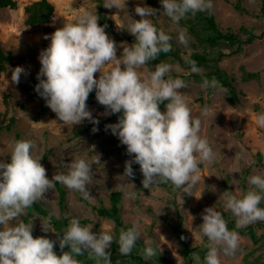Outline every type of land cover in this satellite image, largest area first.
I'll return each mask as SVG.
<instances>
[{
    "label": "clouds",
    "instance_id": "clouds-1",
    "mask_svg": "<svg viewBox=\"0 0 264 264\" xmlns=\"http://www.w3.org/2000/svg\"><path fill=\"white\" fill-rule=\"evenodd\" d=\"M103 4L108 9L122 10L126 6L125 0H104ZM161 4L164 15L177 24L189 14L195 16L213 8V0H161ZM157 11L137 5L135 13L141 18L127 27L119 26L135 38L131 46H123L120 58H117L115 41L98 24L96 14L85 10L73 22H66L50 37H44L50 39V44L39 55L41 68L35 90L63 124L77 125L88 120L96 132L99 120L86 104L89 94L95 90L98 103L105 107V115L122 113L117 123L106 125V130L117 135L133 157L125 161L121 177H134L132 165L137 163L143 175V188L151 190L158 183H170L191 195L201 179L200 165L212 164L216 154L208 139L201 136V119L193 118L188 98L180 91L187 87L186 82L169 75L173 66L159 62L155 70L142 72L149 61L172 50V37L149 19ZM177 38L179 43L187 45L184 30L178 32ZM185 62L191 72L200 74L194 60ZM24 72L22 66L15 67L12 81L18 84ZM97 72L99 78L94 75ZM201 86L221 87L214 78H204ZM165 102L166 110L161 111L160 105ZM207 114L208 109H204L202 115ZM256 124L264 128V113L257 114ZM35 148L31 140H17L12 145L10 160L0 162V264H80L76 257L85 252L96 264H111L107 249L113 235L108 230L97 234L91 225L82 226L78 218L70 219L62 236L57 234L61 255L54 251L56 241L46 236L33 237L32 224L22 219L26 210L45 200L46 193L57 182L80 192L84 200L91 202L93 198L87 185L93 178L92 165L100 163L98 155L91 161L78 158L66 165V173L54 174L49 179L40 163L41 156L33 155ZM248 184L251 187L246 192H223L224 207L236 218L238 228L264 222V207L260 206L264 202V175H250ZM126 195L135 197L134 192ZM202 219L200 231L207 238L204 264H222L221 255L235 254L239 235L229 230L222 213L214 207L205 208ZM50 220L51 216L42 225L44 232H54L49 226ZM140 237L135 223L127 230L122 229L118 238L120 254H131ZM66 246L69 251H63ZM154 256L156 248L149 243L144 249V258Z\"/></svg>",
    "mask_w": 264,
    "mask_h": 264
},
{
    "label": "rangeland",
    "instance_id": "rangeland-1",
    "mask_svg": "<svg viewBox=\"0 0 264 264\" xmlns=\"http://www.w3.org/2000/svg\"><path fill=\"white\" fill-rule=\"evenodd\" d=\"M29 1L32 0H18L16 8L0 10V42L12 51L18 66L25 69L18 84L11 79L12 70L15 67L0 74V112L4 110L1 91L11 93L16 102L13 125L9 130L3 128L0 131V162L10 160L16 137L35 143L33 155L41 156L40 163L47 170L49 179L54 174L66 173V165L72 160L84 158L91 161L98 155L100 163L92 165L94 174L91 183L87 185V190L93 198L91 202L84 200L80 192L55 183V187L46 193V199L39 203L56 217L65 216L69 219L85 220L81 225H91L92 231L97 234L108 230L113 235V240H116L118 230L114 221L99 215L96 207L101 204H110L111 192L120 191V212L124 221L132 225L137 224L141 233L139 239L145 245L149 243L155 245L172 260L173 264L188 262L178 232L185 231L189 248L204 246L207 238L203 237L200 231V224L203 222L202 214L205 208L214 207L217 211L223 210L231 215L235 227L229 230H234L239 235V245L235 254L221 255L222 264H239L245 257L248 260L258 258L259 264H264V239L254 243L250 235L242 233L241 230L246 231L249 225L238 228L236 218L225 209L223 199L224 191H232L234 194L248 191L251 187L248 184L250 175H264V128L256 124L257 114L264 113V35L243 44L239 51L222 57L219 62L228 76L234 78V84L242 94H240V102L229 103L227 91L222 85L218 89L208 91V88L201 86L203 80L183 77L187 87L180 91L188 98L193 118L201 119V136L208 139L216 154V160L212 164L200 165L201 179L192 189L191 195L170 183L156 184L149 190L143 188V175L137 163L132 165L134 177L125 179L121 177L124 173L125 161L133 157L127 153L126 145L120 142L118 136L112 134L110 129L106 130V125L115 124L118 121L111 119V114H104L105 107L99 104L97 99L87 100L86 104L93 117L99 120L98 125H95L98 131H92L94 125H91L92 122L88 120L77 125H65L47 105L45 110H42L41 98L31 96L32 86L26 80L40 71V52L50 44V39L44 37L46 35L50 37L66 22H73L85 10L97 15L99 0H52L55 4L52 19L39 27H31L24 22L23 7ZM235 2L236 0H213L212 10L219 26L231 28L234 31H238L240 26H245L255 33L263 31L264 16L259 14L260 0H243L246 12L237 10L234 7ZM125 4L122 10L104 7L106 15L113 19L115 27L119 30L118 33H110L105 29L109 38L116 43L117 58L122 55L124 45L131 46L134 43L120 37L123 32H129L126 28L119 26L127 27L133 20L141 18L135 13L137 5L158 10L157 15L149 19L153 23L156 20L158 28L172 37L174 47L179 49L184 58L195 50L212 51V56H217L220 50L230 51L227 45L204 49L185 26L174 23L164 15L159 0H125ZM180 30L186 32L187 45L178 41ZM129 35L134 37L130 33ZM159 62L156 59L149 61L142 72L147 74L155 70V65ZM169 64L174 68L172 72L185 74L191 72L177 62ZM211 64L212 62L207 63L208 66ZM206 68L200 67V72ZM244 70L258 71L259 76L244 80ZM94 75L99 78L100 73L97 72ZM204 109H208L207 115H202ZM165 110L166 108L161 109V111ZM85 125H88V128L80 135H76L75 131ZM258 153L263 157L261 163L258 161ZM243 172L246 175L245 179L242 178ZM59 186L65 190L63 203H60ZM128 192H134L135 197L129 198L126 195ZM262 205L264 202L260 205L264 207ZM22 219L25 223L32 224L34 238L47 233L56 236V231L51 224L49 226L55 233L51 230L48 232L42 230V225L48 217L35 209H27ZM250 225L254 227L258 235L264 234V222ZM140 253L144 258V252ZM56 254L61 255L62 251ZM190 258L194 264L203 262L197 250L190 253ZM111 264L120 263L112 261Z\"/></svg>",
    "mask_w": 264,
    "mask_h": 264
},
{
    "label": "trees",
    "instance_id": "trees-1",
    "mask_svg": "<svg viewBox=\"0 0 264 264\" xmlns=\"http://www.w3.org/2000/svg\"><path fill=\"white\" fill-rule=\"evenodd\" d=\"M161 2V0H159ZM261 6L259 14L264 16V0H260ZM104 1L99 0L97 5V16H98V23L103 26L107 31L110 33H118L119 30L114 25L113 19L106 15L104 10ZM18 6V0H0V10L2 9H14ZM234 7L240 11H247L243 6V0H236ZM55 9V4L52 0H32L27 2L23 7V16L24 22L26 25L31 27H39L45 25L52 19L53 12ZM179 23L185 26L190 34H192L197 43L205 47H209L211 49L216 48L218 46L227 45L230 47L229 52H224L223 50L218 51L217 56H212V51L206 50H195L192 51L188 57L184 58L181 56L180 51L178 48L174 47L172 40L170 41L172 44V50L168 53H162L156 60L160 62H177L181 66H185L186 68L190 69V65L187 64L185 61L186 59L194 60L197 64V67H207L204 71L200 72V74L190 72L189 74L185 73H177L171 72L169 75L173 78H180L183 79L184 76L192 77L198 80H204L207 78L208 80H212L213 78L222 85L227 91V101L229 103L232 102H240L241 101V92L236 88L234 84V78L228 76V74L224 71L222 67H220L219 62L222 57L237 52L240 50L243 44L250 43L257 37H261L264 35V30L260 33H255L251 29H248L245 26H240L238 31H234L231 28H222L219 26L213 10L210 12H198L195 16L189 14L186 18L179 21ZM154 24L158 28V24L156 20ZM159 29V28H158ZM120 37L126 38L129 41L135 42V38L131 37L129 33L126 31L123 34H120ZM212 62L211 66H208L207 63ZM17 60L12 53L11 50L5 48V46L0 42V74L11 70L12 67H17ZM258 71H246L243 72V79L248 80L252 77H258ZM27 83L32 86V97H39L41 98V106L42 110L44 111L46 108L45 100L36 92L35 86L39 83L37 79V75L29 76L27 79ZM213 88H208V91H213ZM241 94V95H240ZM1 98L4 105V110L0 112V131L5 128L9 130L13 125L15 120V107L16 102L12 97L11 93L7 91H1ZM95 90H93L87 100H95ZM166 102L160 105L161 109L165 107ZM258 109V106H256ZM12 111V112H11ZM122 113L111 114V119H115L118 121L119 117ZM93 125L92 123H90ZM88 128V125L78 129L75 131L76 135H80ZM20 140L19 137H16L15 141ZM258 161L262 162V155L260 153L257 154ZM246 175L243 172L242 178L245 179ZM58 184V182L56 183ZM159 185H165L166 183H158ZM59 192L61 194L60 203H63V196L65 190L59 186ZM120 201H121V192L120 191H112L110 194V201L108 205L101 204L100 206L96 207L97 213L99 215L111 218L115 226L118 230V237L116 240H113L111 246L107 251L111 254V262L112 261H119L120 264H173L172 260L169 259L164 253H162L155 245H151L152 247L156 248V256L152 257L151 259L147 260L141 256L140 252H144V249L147 245L138 239L136 242L135 247L133 248L131 254L129 255H121L119 252V245H118V238L120 231L127 230L129 227L132 226L130 223H126L121 215V208H120ZM264 206V205H262ZM35 209L37 212L44 214L46 217L51 216L50 224L52 225L53 229L56 231V236H51L50 234H45L49 239L56 241L54 245V251L57 253L62 251L59 247V242L57 240V234L63 235V232L67 229L70 219L68 217H56L50 211L43 207L39 202H36L31 207ZM224 219H227V226L229 229L235 227L234 219H232L231 215L223 210H220ZM80 224H83L85 220H79ZM184 230L182 232H178L179 239L183 246V251L185 258L187 259V264H194L192 259L190 258V253L197 250L200 254V258L204 264V257L206 255L207 249L204 246H198L196 248H189L186 243V236L184 234ZM242 233H247L250 235L251 239L254 243H258L262 239H264V234H257L254 227L249 225L247 230H241ZM69 247H65L63 251H69ZM80 264H96L95 260L90 259L87 255V252L84 253L82 256L76 257ZM239 264H259L258 258H254L253 260H248L246 257L244 260Z\"/></svg>",
    "mask_w": 264,
    "mask_h": 264
}]
</instances>
